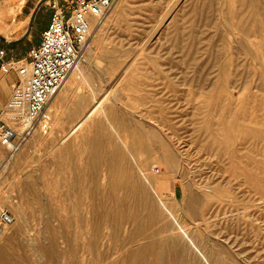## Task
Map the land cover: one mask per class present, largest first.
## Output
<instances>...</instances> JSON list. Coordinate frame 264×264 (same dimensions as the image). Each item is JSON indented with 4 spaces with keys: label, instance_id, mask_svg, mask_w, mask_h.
Masks as SVG:
<instances>
[{
    "label": "rangeland",
    "instance_id": "rangeland-1",
    "mask_svg": "<svg viewBox=\"0 0 264 264\" xmlns=\"http://www.w3.org/2000/svg\"><path fill=\"white\" fill-rule=\"evenodd\" d=\"M248 1L116 0L93 20L71 102L46 107L9 163L0 145V208L14 216L0 233L2 262L126 264L128 248L148 240L174 259L167 236L146 223L147 209L136 220L103 222L107 162L90 166L86 140L97 130L122 141L119 121L144 132L146 150L129 153L132 167L145 161L153 177L170 178L162 201L180 211L194 239H181L179 264H206L197 247L216 253L218 264H264V0H255L253 27ZM22 2L0 0V30L17 26ZM136 222L146 229L131 235Z\"/></svg>",
    "mask_w": 264,
    "mask_h": 264
},
{
    "label": "bare ground",
    "instance_id": "bare-ground-1",
    "mask_svg": "<svg viewBox=\"0 0 264 264\" xmlns=\"http://www.w3.org/2000/svg\"><path fill=\"white\" fill-rule=\"evenodd\" d=\"M247 7L251 14V18L249 21L250 27H253L256 17L255 15L256 10H258L256 1L249 0L247 2ZM263 15H264V11H263ZM81 70L82 67L79 61V63L71 71L64 85L68 86L71 83L75 82L76 80L78 81L77 73L81 72ZM53 103H54V96L51 98V100L48 102L46 106L48 110L50 109V106H53L52 105ZM122 125L123 123L122 122L119 123L118 121V126L124 127L123 132L126 135L124 136L122 141L115 140L113 137L114 134L111 131L108 132L104 131V133L102 132L103 133L102 135V133H98L97 130L91 132L86 140V142L89 144L90 147V154L88 158L90 166L92 165L95 168L100 165L98 164L99 161L103 162L104 160L105 162H107V168L105 172L107 178H106L104 191L102 192L103 193L102 201H100V205L104 210L103 222L111 225L112 219L130 220L133 218L134 220H136L139 211L141 209H147L148 215L146 216L147 217L146 223L154 222L155 224H157V226L161 229V232L167 236L169 240V244H168L169 248L171 250L176 251L177 254L175 255L174 259H170V262H168L164 257L165 247L163 246V244L155 242L154 240H148L137 246H131L130 248H128L126 254L121 256V260L124 261L126 264H179L180 262L179 252L181 253L182 250L183 251L185 250V249L180 250L179 248L181 239L187 238L192 242H194V239L191 236L190 232L188 231L186 227V223L181 220L180 211L174 207L173 208L167 207L166 204H164L162 201L160 191L163 189V187L167 185V183H169L170 178L161 177L162 179H158L155 176L153 177L150 173L146 171L145 161L139 160L137 162L136 169L132 167V165L130 164L132 161H129L131 160L129 159V153H132L134 151H139L141 153L142 151L146 150L145 136H144V132H142V130L139 128L136 129L128 128L129 129L128 130L125 127L126 123L125 126ZM152 130L154 136H157L156 129L153 127ZM248 130L253 132V127L248 126ZM105 143H109L110 146H105ZM123 143H125L126 145L128 144V148H126L123 145ZM175 159H176V155L174 154L173 151H171L169 158L170 168L172 167V165L174 166V164L176 163ZM149 187L157 196L159 202L158 207L151 205L150 203ZM94 188H90L93 199L95 194ZM130 198L131 200L129 201ZM15 205L17 206V208L21 207L19 203H15ZM188 206L190 207H185L186 213L189 214L190 216H194L195 214H193V211L195 206L193 205H188ZM111 213H113L112 216ZM176 225L180 229L178 230L177 234H173L172 230ZM145 226L146 224H139L137 222L134 223L133 226L129 228L130 234L134 235V234L142 233L146 229ZM120 228H121L120 224H115L114 226H112V231L116 233L120 230ZM112 231L110 232V234L113 235ZM4 232H5V228L4 227L0 228V233H4ZM73 244L74 243L72 242L71 245L67 247V249L73 251L75 248ZM150 250L154 251L153 252L154 256L152 255L153 258L151 259L147 257L148 256L147 254L150 252ZM197 250L199 251L198 256H200V259L203 260L204 263L218 264L217 263L218 255L216 253L210 251L208 252L204 251L199 247H197ZM213 259H216V261ZM5 263L2 261L0 262V264H5Z\"/></svg>",
    "mask_w": 264,
    "mask_h": 264
},
{
    "label": "built area",
    "instance_id": "built-area-1",
    "mask_svg": "<svg viewBox=\"0 0 264 264\" xmlns=\"http://www.w3.org/2000/svg\"><path fill=\"white\" fill-rule=\"evenodd\" d=\"M116 0H64L55 7L39 42L24 59L6 58L0 48L1 67L16 68L19 81L0 116V145L9 161L38 129L44 110L64 86L79 63L89 41L93 20L100 18ZM14 221L8 208H0V228Z\"/></svg>",
    "mask_w": 264,
    "mask_h": 264
},
{
    "label": "crops",
    "instance_id": "crops-1",
    "mask_svg": "<svg viewBox=\"0 0 264 264\" xmlns=\"http://www.w3.org/2000/svg\"><path fill=\"white\" fill-rule=\"evenodd\" d=\"M63 2L64 0H23L15 17L17 26L9 30H0V48L5 49L6 58H26L29 55L31 47L39 42L41 31L48 24L53 10ZM18 81L19 74L17 69L3 70L0 60V116L6 103L12 96L14 87ZM75 82L68 86L64 85L65 89L61 88L55 94L53 104L55 102L57 104L59 100L58 104L60 106L68 104L69 101L71 102V93L73 92V88H75ZM56 97L57 101L55 100ZM79 102L80 100L73 101L74 105ZM57 116L58 113L51 114L50 118L56 119Z\"/></svg>",
    "mask_w": 264,
    "mask_h": 264
}]
</instances>
